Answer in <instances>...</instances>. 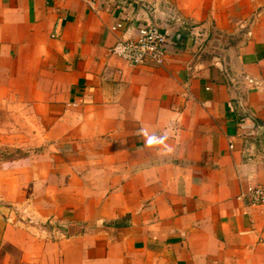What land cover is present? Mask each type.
Returning <instances> with one entry per match:
<instances>
[{"label": "crops", "instance_id": "1", "mask_svg": "<svg viewBox=\"0 0 264 264\" xmlns=\"http://www.w3.org/2000/svg\"><path fill=\"white\" fill-rule=\"evenodd\" d=\"M262 184L264 0H0V264H264Z\"/></svg>", "mask_w": 264, "mask_h": 264}, {"label": "built area", "instance_id": "2", "mask_svg": "<svg viewBox=\"0 0 264 264\" xmlns=\"http://www.w3.org/2000/svg\"><path fill=\"white\" fill-rule=\"evenodd\" d=\"M112 30L124 31L109 51L130 65L161 66L166 62L171 38L167 29L158 22L147 20L126 26L123 20L113 25ZM245 196L251 199L253 205L264 206V184L250 186Z\"/></svg>", "mask_w": 264, "mask_h": 264}, {"label": "water", "instance_id": "3", "mask_svg": "<svg viewBox=\"0 0 264 264\" xmlns=\"http://www.w3.org/2000/svg\"><path fill=\"white\" fill-rule=\"evenodd\" d=\"M223 39V37H221V34L219 33H214L212 35V38L208 41L205 50L208 51L209 53H217V54H221L222 56L224 55V53L221 51V40Z\"/></svg>", "mask_w": 264, "mask_h": 264}, {"label": "clouds", "instance_id": "4", "mask_svg": "<svg viewBox=\"0 0 264 264\" xmlns=\"http://www.w3.org/2000/svg\"><path fill=\"white\" fill-rule=\"evenodd\" d=\"M142 134L145 136L146 138V143L151 146L153 144H163L165 139L167 138V136H155V135H149L148 132L146 130H141Z\"/></svg>", "mask_w": 264, "mask_h": 264}]
</instances>
